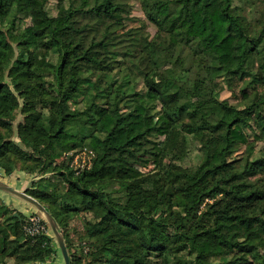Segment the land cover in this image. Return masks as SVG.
<instances>
[{"label":"trees","instance_id":"trees-1","mask_svg":"<svg viewBox=\"0 0 264 264\" xmlns=\"http://www.w3.org/2000/svg\"><path fill=\"white\" fill-rule=\"evenodd\" d=\"M47 1L0 0V168L33 174L26 192L59 224L70 264H264V25L251 33L244 12L255 0H136L155 27L142 44L150 70L124 17L104 22L130 2L67 0L56 16ZM227 79L246 103L220 97ZM156 113L169 122L157 167L113 176L161 133ZM78 138L95 152L79 172ZM75 216L83 229L70 233ZM26 221L0 196V264L55 252L52 233L26 234Z\"/></svg>","mask_w":264,"mask_h":264},{"label":"rangeland","instance_id":"rangeland-1","mask_svg":"<svg viewBox=\"0 0 264 264\" xmlns=\"http://www.w3.org/2000/svg\"><path fill=\"white\" fill-rule=\"evenodd\" d=\"M118 1L130 2L133 7L131 10L123 9V8L115 10L113 16H104V22L106 23L112 21L119 16L124 17V22L127 24L129 28H132L133 30L131 40L133 43L137 45L135 52L139 57L138 63L141 65L142 68L146 70H150L152 69V65L148 60L144 49L142 48V44L145 37L152 36L154 34L155 27L145 19L140 9L139 3L136 0H118ZM66 4H67V0H48L46 3V8L52 15L58 16V15H63L65 13ZM24 9L25 6L23 3H21V11ZM247 11H248V7L244 11L246 16L248 17V19L245 18V23L246 25H248L249 31L251 33H254V28L256 26L264 25V0H255L252 10L248 12ZM27 23H29V18H25V17L22 18L20 21L17 22V29L21 30ZM34 56H35V60L38 63L49 65L51 62V52L48 49H40V48L36 49L34 51ZM154 77L156 79H161L163 77L161 69H158L154 72ZM233 87L234 85L231 79L224 80L223 89L220 91V97L226 98L230 104L241 106L244 104L245 101L247 102V100L239 98L238 89L236 88L233 90ZM140 88H141V84L138 83L137 90H139ZM135 96L137 98L144 97L156 101L154 95L146 91L137 92ZM159 105H160L159 103H157V105L155 104L156 110L159 108ZM262 108L264 110V102L262 103ZM147 121L150 126L157 127L161 131V133L156 137H150L152 138L151 139L152 141L143 140L144 151L139 156L134 157L130 162L119 161L116 166L112 167L110 169V172L113 176H117V175L135 176L152 171L157 167L158 154L161 144L160 141L163 139L162 132L167 130V128L169 127V122L163 117V115L158 113L149 117ZM83 143L87 148L86 147L81 148ZM76 144L78 145L74 149L76 150L74 152L79 153L78 155L80 158H84V159L88 158L87 150L89 149V147L86 144V142L83 139L78 138L76 140ZM243 148H244L243 146L239 147L234 145L230 148V151L233 155H235L240 151H242ZM92 154L93 155H90V158H92L95 155V152H93ZM59 188L61 191H63L64 185L62 186L60 185ZM261 220L264 221V219ZM82 229H83V220L81 216H75L71 218L65 227V230L69 231L70 233L73 231L74 233L75 232L78 233ZM60 231L63 234L61 229ZM49 233L50 234L52 233L50 229H49ZM73 237L76 239L77 234H74ZM72 241L74 240L72 239ZM74 242L76 243L77 240ZM114 264H119V263L115 262ZM135 264H141L140 259L136 258ZM145 264H160V263L158 258L152 257L151 261ZM170 264H174L173 261Z\"/></svg>","mask_w":264,"mask_h":264},{"label":"crops","instance_id":"crops-1","mask_svg":"<svg viewBox=\"0 0 264 264\" xmlns=\"http://www.w3.org/2000/svg\"><path fill=\"white\" fill-rule=\"evenodd\" d=\"M33 178V174L27 173L23 170H13L11 173L6 174L1 168H0V180L3 182L15 187L18 190H25L29 187L31 180ZM0 195L2 196L3 201L8 205L12 206L13 208H16L17 211L23 212L26 216L29 214H36L43 218L41 213L37 211L31 204L24 201L23 199L5 192L3 190H0ZM16 201V202H15ZM17 214V212H14ZM55 252L49 256L46 257L41 262L36 263H29V264H62L63 259L60 254V251L57 246H55Z\"/></svg>","mask_w":264,"mask_h":264},{"label":"water","instance_id":"water-1","mask_svg":"<svg viewBox=\"0 0 264 264\" xmlns=\"http://www.w3.org/2000/svg\"><path fill=\"white\" fill-rule=\"evenodd\" d=\"M0 190L11 193L23 199L24 201L31 204L37 211H39L41 215H44L43 219L46 221L48 227L50 228V231L52 232L54 240L56 241L57 247L62 256V264H70V258L66 248L64 236L59 229L57 221L55 220L53 215L47 210V208L36 198L28 194L25 190H18L15 187L3 182L2 180H0Z\"/></svg>","mask_w":264,"mask_h":264},{"label":"built area","instance_id":"built-area-1","mask_svg":"<svg viewBox=\"0 0 264 264\" xmlns=\"http://www.w3.org/2000/svg\"><path fill=\"white\" fill-rule=\"evenodd\" d=\"M88 153V158L84 159V158H80L79 157V153H75L72 157V160L70 161V166H72L73 168L76 169L77 172H79L80 170H82L85 167H89L91 164V158L90 155H93V151L91 149L87 150ZM79 157V158H78ZM46 221L41 218L38 215L35 214H29L27 216V221L24 223L23 225V231L26 234L29 235H35L39 232H43V231H48L49 227L47 225V223H45Z\"/></svg>","mask_w":264,"mask_h":264}]
</instances>
